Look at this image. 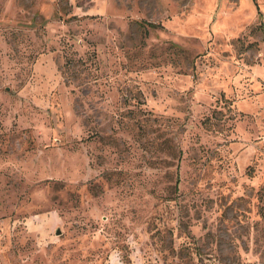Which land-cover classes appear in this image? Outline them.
<instances>
[{"label": "rangeland", "instance_id": "rangeland-1", "mask_svg": "<svg viewBox=\"0 0 264 264\" xmlns=\"http://www.w3.org/2000/svg\"><path fill=\"white\" fill-rule=\"evenodd\" d=\"M0 264H264V0H0Z\"/></svg>", "mask_w": 264, "mask_h": 264}, {"label": "water", "instance_id": "water-1", "mask_svg": "<svg viewBox=\"0 0 264 264\" xmlns=\"http://www.w3.org/2000/svg\"><path fill=\"white\" fill-rule=\"evenodd\" d=\"M55 233H56V234H60V230L57 229V230L55 231Z\"/></svg>", "mask_w": 264, "mask_h": 264}, {"label": "trees", "instance_id": "trees-1", "mask_svg": "<svg viewBox=\"0 0 264 264\" xmlns=\"http://www.w3.org/2000/svg\"><path fill=\"white\" fill-rule=\"evenodd\" d=\"M148 26H150V27H153L154 25H153V24H151V23H148Z\"/></svg>", "mask_w": 264, "mask_h": 264}]
</instances>
